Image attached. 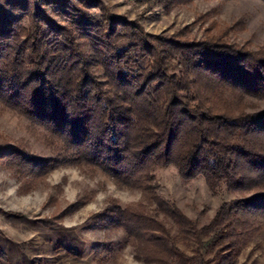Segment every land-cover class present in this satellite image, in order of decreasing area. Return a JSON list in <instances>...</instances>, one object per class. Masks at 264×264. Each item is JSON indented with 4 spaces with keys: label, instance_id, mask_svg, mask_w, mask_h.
Masks as SVG:
<instances>
[{
    "label": "trees",
    "instance_id": "obj_1",
    "mask_svg": "<svg viewBox=\"0 0 264 264\" xmlns=\"http://www.w3.org/2000/svg\"><path fill=\"white\" fill-rule=\"evenodd\" d=\"M139 20L112 15L100 0H0V101L123 185L149 190L154 168L172 164L182 178L203 177L209 190L262 187L221 204L200 227L150 194L197 247L210 234L226 241L229 253L216 264H232L264 221V108L216 110L214 96L264 99V59L218 39L146 33ZM116 209V224L156 253L157 264L191 259L155 217Z\"/></svg>",
    "mask_w": 264,
    "mask_h": 264
},
{
    "label": "rangeland",
    "instance_id": "obj_2",
    "mask_svg": "<svg viewBox=\"0 0 264 264\" xmlns=\"http://www.w3.org/2000/svg\"><path fill=\"white\" fill-rule=\"evenodd\" d=\"M100 1L112 15L140 19L146 33L218 39L264 59V0H167L161 7L152 1ZM214 100L216 110L264 108L262 98L225 90ZM16 149L38 163L16 157ZM69 151L62 139L0 101V264H157L152 259L156 253L116 224L119 206L153 216L170 230L177 250L191 258L174 264H216L229 253L226 241L210 234L197 247L191 235L183 237V228L160 212L150 194L172 203L200 227L221 204L262 190H209L203 177L182 178L172 164L155 167L151 189L144 190L119 183ZM258 225L257 233L233 254L232 264H264V221Z\"/></svg>",
    "mask_w": 264,
    "mask_h": 264
}]
</instances>
